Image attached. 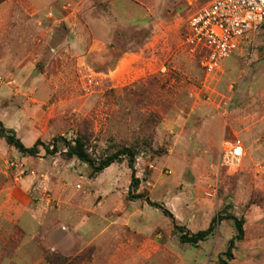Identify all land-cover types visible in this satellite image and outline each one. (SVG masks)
I'll return each mask as SVG.
<instances>
[{
  "label": "rangeland",
  "instance_id": "rangeland-1",
  "mask_svg": "<svg viewBox=\"0 0 264 264\" xmlns=\"http://www.w3.org/2000/svg\"><path fill=\"white\" fill-rule=\"evenodd\" d=\"M203 4L0 0V121L59 147L28 156L0 136V264H220L232 220L183 244L145 197L192 234L243 219L229 264H264V24L207 74L183 44ZM78 137L96 162L134 149L144 198L129 201L126 158L93 174L55 142ZM235 139L239 161L222 150Z\"/></svg>",
  "mask_w": 264,
  "mask_h": 264
},
{
  "label": "built area",
  "instance_id": "built-area-1",
  "mask_svg": "<svg viewBox=\"0 0 264 264\" xmlns=\"http://www.w3.org/2000/svg\"><path fill=\"white\" fill-rule=\"evenodd\" d=\"M263 24L264 0H204L186 22L183 44L211 74L219 71L241 41ZM222 150L232 161L245 156L241 140L224 141Z\"/></svg>",
  "mask_w": 264,
  "mask_h": 264
},
{
  "label": "trees",
  "instance_id": "trees-1",
  "mask_svg": "<svg viewBox=\"0 0 264 264\" xmlns=\"http://www.w3.org/2000/svg\"><path fill=\"white\" fill-rule=\"evenodd\" d=\"M5 1V0H3ZM0 136H2L8 145L17 149L20 153L28 156H36L40 153V148H43L48 155H56L59 152V147L56 143L52 145H46L41 140H37L32 147H27L16 135L14 130H7L2 122L0 121ZM63 141L67 148V154L69 157H76L83 163L89 164L92 167L93 174H98L104 172L106 169L111 167L115 163H122L124 159H127L128 166L131 170V182L128 191L129 201L144 198L143 194L138 193L137 190L140 187L141 180L137 176L136 170V151L132 148H122L117 150L115 153L106 156L104 159L96 162L92 159L90 153L88 152L86 142L83 138L78 137L72 142H67L64 138H58L55 142ZM146 202L154 208L160 209L162 213L171 219H173L174 230L179 234L180 242L183 244H190L193 246H198L200 243L205 242L209 237L214 235L217 225L222 221L232 220L235 224L236 235L229 241L227 250L222 254L219 262L220 264H229L234 258V249L238 242H241L244 237V221L243 219H238L234 216H219L214 217L205 230L198 231L197 233H189L187 228L179 225L175 222L173 214L166 209L162 204L152 202L146 198ZM224 257V258H223Z\"/></svg>",
  "mask_w": 264,
  "mask_h": 264
},
{
  "label": "crops",
  "instance_id": "crops-1",
  "mask_svg": "<svg viewBox=\"0 0 264 264\" xmlns=\"http://www.w3.org/2000/svg\"><path fill=\"white\" fill-rule=\"evenodd\" d=\"M107 233H108V232H107ZM109 233H110V235H112V233H111V232H109ZM108 235H109V234H107V237H108ZM205 242H206V241H205Z\"/></svg>",
  "mask_w": 264,
  "mask_h": 264
}]
</instances>
